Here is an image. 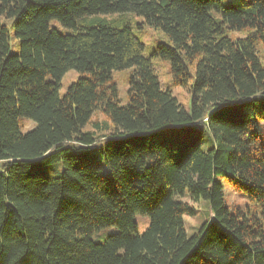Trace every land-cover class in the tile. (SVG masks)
I'll list each match as a JSON object with an SVG mask.
<instances>
[{
	"label": "trees",
	"instance_id": "1",
	"mask_svg": "<svg viewBox=\"0 0 264 264\" xmlns=\"http://www.w3.org/2000/svg\"><path fill=\"white\" fill-rule=\"evenodd\" d=\"M0 16V264H264V0H0ZM134 25L163 33L151 56L192 78L189 110ZM220 177L252 206L226 205ZM200 199L211 217L188 235Z\"/></svg>",
	"mask_w": 264,
	"mask_h": 264
},
{
	"label": "rangeland",
	"instance_id": "2",
	"mask_svg": "<svg viewBox=\"0 0 264 264\" xmlns=\"http://www.w3.org/2000/svg\"><path fill=\"white\" fill-rule=\"evenodd\" d=\"M100 16L107 19L120 17V15L118 14H108L105 16ZM123 17L128 21L133 22L134 24L139 23L142 20L141 17L133 13H126ZM0 22L10 26V19H5L3 16H0ZM50 24L51 26L56 27L61 32H69L67 28L61 26L57 21L53 20L50 22ZM133 33L144 44L143 55L150 58L154 73L158 77L160 87L163 89H169L172 95L177 99L178 103L186 110H189L191 96L189 92V82L192 80V78H188L186 86L175 83L171 74L169 61L161 59L159 57L151 56V52L154 49L155 45L159 41L164 40L163 33L158 28H154L148 25H141L140 28L137 25H134ZM238 35H240V32H229V36L231 38H235ZM17 43L18 41L12 38L10 42L11 51L17 50ZM255 49L258 59L260 60L261 64L264 65V44L260 40L255 42ZM190 70L193 73L194 68L191 67ZM131 71L132 67H128L122 70H113L111 72V78L115 82L117 87L120 104H124L127 101L126 93L128 87V78ZM80 75L81 73L74 69L67 70L60 79L59 93L63 94L67 86L71 82L75 81ZM91 119V121L97 120V122L100 124L105 119V116L101 111L96 110L92 114ZM21 126L22 130H27L34 126V122L28 119H22ZM90 128H93L92 124H87L83 129ZM207 146L208 142L203 145L204 148H206ZM219 179L222 184L223 198L226 205L230 207H238L241 209H245L246 206H252L246 196L242 192H240L237 189V186H235L228 178L220 177ZM185 200L189 203H192V201L188 197H185ZM195 204L197 209L196 213L194 215L184 214L183 216L184 227L188 235L194 233L203 222L209 220L211 217L209 204L206 200L200 199ZM134 220L137 224L138 233H142L149 223V218L146 215L137 214L134 216ZM111 231H115V228L102 229L99 232L94 233L92 238L93 240L98 241Z\"/></svg>",
	"mask_w": 264,
	"mask_h": 264
}]
</instances>
